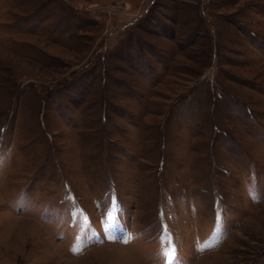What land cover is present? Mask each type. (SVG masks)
I'll use <instances>...</instances> for the list:
<instances>
[{"label":"rangeland","instance_id":"rangeland-1","mask_svg":"<svg viewBox=\"0 0 264 264\" xmlns=\"http://www.w3.org/2000/svg\"><path fill=\"white\" fill-rule=\"evenodd\" d=\"M169 257L264 264V0H0V264Z\"/></svg>","mask_w":264,"mask_h":264},{"label":"snow or ice","instance_id":"snow-or-ice-1","mask_svg":"<svg viewBox=\"0 0 264 264\" xmlns=\"http://www.w3.org/2000/svg\"><path fill=\"white\" fill-rule=\"evenodd\" d=\"M116 208V205L113 204V210H115ZM108 219L109 220H112L114 217H113V214H112V211L108 212ZM128 239H131V237L129 236ZM124 242H127V239L124 241ZM168 249H165V255H168ZM173 251H174V247H173ZM168 264H172V257H169V261H168Z\"/></svg>","mask_w":264,"mask_h":264}]
</instances>
